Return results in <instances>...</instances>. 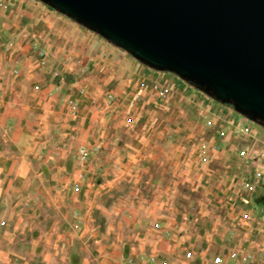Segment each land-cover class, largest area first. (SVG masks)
<instances>
[{"label":"rangeland","instance_id":"obj_1","mask_svg":"<svg viewBox=\"0 0 264 264\" xmlns=\"http://www.w3.org/2000/svg\"><path fill=\"white\" fill-rule=\"evenodd\" d=\"M3 99L0 264H264L260 122L39 0H0Z\"/></svg>","mask_w":264,"mask_h":264},{"label":"water","instance_id":"obj_2","mask_svg":"<svg viewBox=\"0 0 264 264\" xmlns=\"http://www.w3.org/2000/svg\"><path fill=\"white\" fill-rule=\"evenodd\" d=\"M264 125V0H39Z\"/></svg>","mask_w":264,"mask_h":264},{"label":"crops","instance_id":"obj_3","mask_svg":"<svg viewBox=\"0 0 264 264\" xmlns=\"http://www.w3.org/2000/svg\"><path fill=\"white\" fill-rule=\"evenodd\" d=\"M30 81V80H29ZM30 86V85H29ZM27 87L26 89V96L28 97V99H30L33 94L32 91L30 89V87ZM10 105L9 103H7V101L5 99L0 100V115H7L9 113V111L6 110V107ZM5 109V110H4Z\"/></svg>","mask_w":264,"mask_h":264},{"label":"built area","instance_id":"obj_4","mask_svg":"<svg viewBox=\"0 0 264 264\" xmlns=\"http://www.w3.org/2000/svg\"><path fill=\"white\" fill-rule=\"evenodd\" d=\"M222 263V258L221 257H215L211 264H221Z\"/></svg>","mask_w":264,"mask_h":264}]
</instances>
